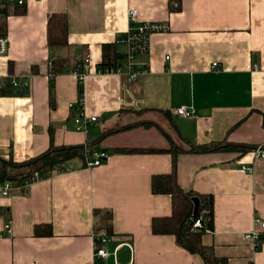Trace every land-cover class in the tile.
<instances>
[{"label": "crops", "instance_id": "obj_1", "mask_svg": "<svg viewBox=\"0 0 264 264\" xmlns=\"http://www.w3.org/2000/svg\"><path fill=\"white\" fill-rule=\"evenodd\" d=\"M180 1L174 11L171 0H29L24 8L0 11V35L9 42L0 78L29 83L0 95V158L27 162L52 144L108 154L92 169L77 156L61 172L0 198V264H91L94 232L105 226L106 213L112 215V233L104 264H204L174 236L152 232L154 218L172 213L171 196L154 195L152 178L171 173L174 164L182 189L213 197V230L202 243L227 264H264V228L258 223H264V159L253 153L264 145V0ZM133 9L141 23L169 28L152 34L149 51L135 57V68L147 73L135 79L126 72L100 73L106 44L115 46L126 70L122 40ZM53 14L67 16L66 46L48 45ZM85 58L90 71L83 84L84 112L97 122L79 131L74 70ZM56 62L62 63L58 73ZM181 107L192 108L194 116H177ZM147 114L154 117L144 120ZM158 115L172 119L189 144L225 142L247 149L115 151L166 146ZM118 126L125 128L113 132ZM247 166L253 171H245ZM37 226L50 235L36 236ZM253 231L262 234L258 248L246 238Z\"/></svg>", "mask_w": 264, "mask_h": 264}, {"label": "trees", "instance_id": "obj_2", "mask_svg": "<svg viewBox=\"0 0 264 264\" xmlns=\"http://www.w3.org/2000/svg\"><path fill=\"white\" fill-rule=\"evenodd\" d=\"M180 0H171L170 10H179ZM69 44L68 20L65 14H53L48 20V45L50 47L66 46ZM113 44H106L103 46V59L99 68L102 71L108 68H114L119 65L120 55L116 54ZM62 67L61 62H56L54 73H58ZM78 66L75 68L76 71ZM79 82L80 100L84 96L83 82ZM11 89L0 91V95H8ZM158 112V111H157ZM169 116H171L169 114ZM171 119V117H170ZM173 130L176 132L179 139L188 145L189 148H178L170 135L163 132V137L167 141L164 147H145V148H121L116 147L117 153H156V154H178V153H200L209 154L222 150H231L241 147L245 151L247 147L235 146L225 144V142H212L207 145L196 146L186 142L179 132L174 122L170 121ZM91 147V146H90ZM85 148L81 146L75 147H56L53 144L47 152L37 158L31 159L23 163H15L0 158V176L8 181L16 183L17 186H22L26 180L32 181L35 174L40 175V179L48 178L54 173L61 172L65 162L77 156L85 157ZM255 149V148H254ZM253 150V149H252ZM21 169L22 173L17 176L10 174V169ZM152 193L154 195H169L172 198V213L170 216L157 217L152 221V232L154 235H171L176 239V243L190 254L199 255L204 264H227L224 259L216 256L212 246H206L202 243V237L207 231L213 230V197L207 195H199L193 191H185L178 183L176 164L169 174L157 175L152 178ZM195 199L199 200L198 210L196 212ZM196 216L194 217V215ZM205 214V215H204ZM111 214L106 213L103 220L106 221L104 228L108 234L112 233L110 225ZM202 220V228L194 229L196 220ZM42 227V226H41ZM37 226L35 228V235L38 237L50 235L43 232L42 228ZM48 229V226H47Z\"/></svg>", "mask_w": 264, "mask_h": 264}, {"label": "built area", "instance_id": "obj_3", "mask_svg": "<svg viewBox=\"0 0 264 264\" xmlns=\"http://www.w3.org/2000/svg\"><path fill=\"white\" fill-rule=\"evenodd\" d=\"M29 0H0V11L7 8H24ZM129 22L130 26L126 33L125 38L122 40L124 44L127 46V52L123 58V61L126 63L125 68L119 64L114 68H108L105 71L99 70L100 73H114L121 74L126 72V74L131 78L135 79L140 75H144L147 73V69L137 70L135 68V57L139 54L147 53L150 48V36L155 33H166L169 28L162 23H150L145 22L141 23L138 19L137 10L129 11ZM9 52V42L8 39L0 35V58L6 57ZM90 60L89 58H85L81 60L80 64H78V68L74 73L78 76V80L84 83V80L89 74L90 71ZM218 67L217 64H214V68ZM29 87L28 81L21 80L19 78L14 77H1L0 78V91L8 90V89H27ZM78 116L75 118V123L78 127L79 131H85L87 126L90 123L97 122V117H88L84 112V96L80 100L78 107ZM175 114L177 116L190 118L194 116V110L192 108L181 107L175 110ZM254 155L257 158L264 159V145L258 146L253 150ZM108 158V154L105 152H98L92 147L85 148V161L87 167L89 169L96 168L101 166L104 161ZM245 171L252 172L253 167L247 166L244 167ZM40 179V175L38 173L35 174V178L30 181L26 180L22 186L30 185L33 182H36ZM21 187L17 186L16 183L3 179L0 176V198L9 197L11 192L16 188ZM261 224L262 228H264V223L258 221ZM202 228V220H196L194 224V229ZM5 234L8 237L12 236L13 229L11 222L5 226ZM209 232V231H207ZM262 234L259 231H253L247 234L246 238L252 241L256 247H260ZM4 238V233L0 232V239ZM95 239V247H94V257L91 264H104V262L110 257L109 252L105 249V245L109 242V234L104 228H96L94 232Z\"/></svg>", "mask_w": 264, "mask_h": 264}, {"label": "rangeland", "instance_id": "obj_4", "mask_svg": "<svg viewBox=\"0 0 264 264\" xmlns=\"http://www.w3.org/2000/svg\"><path fill=\"white\" fill-rule=\"evenodd\" d=\"M154 117V115H151V114H147L144 118V120H146V119H149V118H153ZM157 119H159L160 120V122H161V124H162V127H163V129H164V132H166L168 135H170V137L172 138V140L174 141V143H175V145L178 147V148H187V145L184 143V142H182L180 139H179V137L177 136V134H176V132L173 130V128H172V126H171V123H170V121L167 119L168 117L166 116V118H164V117H160L159 115L156 117ZM143 120V121H144ZM147 125H150L149 123H146ZM125 127H121V126H118V127H116L114 130H112L113 132H115V131H120V130H123ZM15 170V172H17V171H19V172H21L20 170L21 169H10L9 170V172H10V174H11V172L12 171H14Z\"/></svg>", "mask_w": 264, "mask_h": 264}, {"label": "water", "instance_id": "obj_5", "mask_svg": "<svg viewBox=\"0 0 264 264\" xmlns=\"http://www.w3.org/2000/svg\"><path fill=\"white\" fill-rule=\"evenodd\" d=\"M195 203H196V212L198 210V206H199V200L195 199ZM197 213H195L194 217L196 216Z\"/></svg>", "mask_w": 264, "mask_h": 264}]
</instances>
